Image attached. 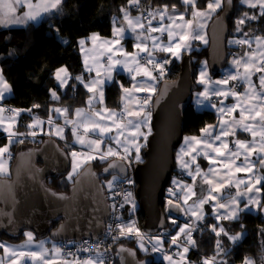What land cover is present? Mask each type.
Segmentation results:
<instances>
[{"label": "snow or ice", "instance_id": "obj_1", "mask_svg": "<svg viewBox=\"0 0 264 264\" xmlns=\"http://www.w3.org/2000/svg\"><path fill=\"white\" fill-rule=\"evenodd\" d=\"M62 3L63 0H0V25L25 24L28 21L36 20L42 13H49L52 10L58 11ZM139 3L140 0H128V5L133 7L138 8ZM182 3L191 7L192 19L185 20L183 13L179 16L172 15L168 5L148 11L147 16H144L143 12H141L140 15L135 17L131 16L127 7L121 8L123 13L121 26L113 28V38L111 40L103 41V44L108 46L106 51L110 53L106 67L107 79L111 80L112 71L121 65L125 71L133 73V81H136L137 76L147 79L134 83L132 89L123 88L121 85L124 92L122 100H125L126 103L120 113L107 108L92 110L94 100L98 99L101 104L103 103L104 80L100 79L99 71L96 73V78L88 83H84L81 76L75 77L76 80L84 83V87L89 93L93 94L88 99V112L78 108L75 110L76 119H69V110L67 108H55L52 110L63 116L66 124L72 125V133L76 138V142L86 145L89 149L88 153H77L75 151L71 153L72 172L69 173V179L84 163L97 158L96 155L91 153L99 154V159L101 160H105L109 156H119L121 159H128L127 154L130 148L134 147L136 160H140L141 145L136 141L141 136L147 141L148 135L151 134L150 120L152 113L151 111H146V108L152 100V94L156 91L154 84L149 81L157 79L153 75V71L156 70H158L159 76L163 77L165 74L164 66L170 63L169 60L158 61L154 53L157 51L166 52L179 59L182 50H190V42L192 40H201L207 44L208 41L203 35L205 25L199 21L210 18L217 9L222 7L224 0H208L205 10L197 8V0H182ZM227 3L231 5L232 0H227ZM240 3L246 5L249 9H258V14L244 12L236 20V32H242L243 26L248 21H255L260 17H264V0H240ZM21 7L27 10L17 15L18 9ZM175 10L176 6L172 5L171 12H175ZM165 19L169 23L165 24ZM154 20H158L159 26L153 27ZM126 30L137 33L136 40L138 42L134 45L137 51L134 53L125 52L122 45H120ZM153 33H159L160 35H153ZM165 34L167 43L161 39ZM243 36L245 38L230 41V43L248 46L249 48V51H246L242 56L232 60V64L235 65L234 74L230 73L224 79L213 81L208 75L207 61H204L197 81L199 84L204 85V91L197 94L198 97L202 98V100L197 101L198 103L208 101L212 97H223L224 99L233 97L236 99V103L219 108L212 104L211 106L216 108L219 113V131H215V125H206L200 130V136L184 137V144L177 153L176 159L180 168L186 171L193 181L192 184H185L174 179L173 184L177 190L168 189L170 195L176 200L175 203L172 199L167 201L170 206L168 211L171 212V208L175 207L185 215L190 214V217L194 218L192 223L178 226L179 230L174 236H171L170 246H176L177 249H182V251L178 250L174 254H168L164 249V236H150L141 232L135 221L116 226L121 237L131 238L134 236L137 239L138 249L145 254L149 252L145 244V239H147L148 243L152 245L151 252L163 253V259L168 264H192L191 261L187 260L186 254L190 247H195L196 245V241L193 239V230L195 222L204 219L203 206L205 204L214 202L212 207L216 213H219L221 209L225 210L223 214L215 216L217 221L221 219L236 220L239 218L240 212L249 210L253 205L264 210V204L253 194L260 193L261 187L259 185L264 183V174H255L257 164L260 169H264V36L250 37L249 33L246 32L243 33ZM89 39L95 43L99 39L98 34H93ZM147 41H151V48H149ZM253 41L256 45L254 49L252 48ZM79 43L84 45L85 41L80 40ZM113 45L119 47L113 48ZM117 52L121 54L123 59L114 58ZM141 53L145 55L141 56ZM141 61H144V63H141ZM149 66H151V69ZM88 71H92V69L89 67ZM256 74H259L258 85L252 79L253 75ZM55 76L61 87L67 85L69 74L66 68L57 69ZM230 81H244L247 84L244 93L236 91V86L234 84L230 85ZM213 84L217 85V87H209V85ZM9 92H11V85L4 78L2 70H0V100H3L5 94ZM135 92H145L148 95L140 99L134 95ZM52 97L53 99H59L55 91L52 92ZM129 101L133 104L131 108L127 103ZM223 103L224 100H221L220 104L223 105ZM33 107H39V105H34ZM22 111L31 112V109H6L0 106V129L7 133L9 145L13 143L14 137L25 135V133H18L13 130L17 117ZM237 111L239 112L238 119L234 115ZM5 112L10 113V115L5 116ZM225 115L229 119H225ZM43 123L44 121L40 120L39 117H34L33 122L28 124L27 127L32 129ZM47 123L49 125L54 124L51 116L48 118ZM142 126L147 127V133L141 131ZM238 129L245 133H250L252 139L250 141L234 140L235 150H233L229 146L227 138L230 136L234 137ZM63 132V127L56 126L55 135L63 138ZM113 132H115V135H113ZM29 134L32 136L37 135L35 131H31ZM93 134L98 135L99 138L92 139L91 136ZM105 137L114 140L118 146H123L124 155H121L111 146H108L107 151H103L101 145L104 143ZM20 142L22 143L23 141ZM6 154L10 159L8 145L0 147V175L8 174L7 161L5 160ZM254 155L258 157L255 161L252 159ZM198 156H203L207 159L209 164L207 172H204L200 165L196 163ZM77 157H84V159L78 161ZM241 157H243L242 160ZM238 160H241L239 164H237ZM218 163L221 166L219 169L213 167ZM193 165L195 166V171L192 170ZM237 173H245L246 178H236ZM197 177L201 178L202 194L192 204H189V200L197 196L195 191ZM114 180H116L115 177L113 178ZM113 181L108 182L109 189L113 187ZM128 183H132V181H128ZM241 185L245 187L243 192L240 191ZM204 186H207L206 189ZM233 186L236 188L235 195H229L226 202H221L224 199V190ZM203 191H206L207 194L204 195ZM244 196H247L248 199L244 203L243 208H241V198ZM124 200L126 203L131 202L133 210L135 209L132 193H125ZM112 207L115 208V205ZM120 207H123V205H120ZM171 222L174 225L177 223L176 220ZM211 229L217 237L223 235L232 241H236L241 235L230 236L223 225H212ZM108 230L109 232L112 231L111 225H109ZM24 235L26 240L20 245H8L0 242V249H3L4 252V255L0 256V264H5V261H7V264H58V262L59 264H105V252L100 251L102 242L88 245L87 247L82 245L77 248L76 252H72L65 251V246H57L55 243L52 244L51 248H48L45 246L46 241L41 240L38 250H31L29 246L33 244L34 235L32 232H25ZM112 239L115 240L118 237H112ZM84 243L87 244V242ZM215 247L217 255L224 251L222 242L219 239L216 241ZM121 251H125V249L121 248ZM127 251L132 256L136 254L133 250ZM79 252H87L89 255L81 259L78 255ZM93 252H95L94 256L92 255ZM139 264H148V262L140 261ZM202 264H217L216 256L203 259ZM220 264H226V262L221 260ZM244 264H254V262L251 258L246 257Z\"/></svg>", "mask_w": 264, "mask_h": 264}, {"label": "trees", "instance_id": "obj_2", "mask_svg": "<svg viewBox=\"0 0 264 264\" xmlns=\"http://www.w3.org/2000/svg\"><path fill=\"white\" fill-rule=\"evenodd\" d=\"M207 3L208 0H197V8L206 9ZM234 3V15L229 20V39L234 36H240L245 32L253 35H264V17L249 21L244 25L242 33L236 32V20L244 12L251 14L256 13V11L255 9H249L246 5H242L240 0H234ZM163 5H168L169 8L175 5L178 10H186L188 15L191 10V7L184 5L182 0H140V8L131 7V5H128V0H63L58 11L56 10L38 23L30 22L26 25L14 27H3L0 25V66L5 78L13 88V95L6 98L3 102L22 110L31 109V112H22L17 125L18 132L27 131V125L32 122L35 116L48 118L51 114V107L54 105L67 106L69 115H72L77 107L85 105L88 92L84 86L79 85L77 95L66 96L62 93L55 76L56 70L62 66L67 67L71 75L85 73L79 46V41L82 38L92 33H99L104 36L112 35L114 20L116 21L117 18L119 22H123L121 8H130V13L138 14L140 13L139 9L144 12L160 8ZM58 32L60 36H58ZM240 48H243V46ZM185 53H189L193 59L194 78L197 83V70L202 61L208 59V45H203L200 41H197L193 44L192 50ZM157 54L168 57L170 63L167 65L170 68V79L177 78L180 72V61L169 54L166 55L159 52ZM221 73L220 71L216 76ZM85 76L87 77L88 75L86 74ZM131 80L125 73L117 72L116 80L106 86V103L109 107L120 108L123 95L121 85H129ZM201 88L202 85L198 84L197 89ZM52 89L59 91V99H53ZM34 105H39V107H33ZM217 120L218 114L215 110L207 108L197 110L192 101L185 112L184 135H198L201 133L200 130L202 128L216 123ZM44 138L45 136H42L41 140ZM1 140L3 138H0ZM147 141L141 149L140 160L138 161L135 156H132L129 162L135 164L144 161L143 153L146 149ZM61 143L63 145V142ZM66 143L71 142L66 141ZM35 145H37V142L31 137H27L26 141L22 143L20 141L15 142L11 148L13 157L19 150ZM110 160H92L85 163L84 166L92 163L95 169L101 172ZM178 172L179 170L175 166L174 174ZM65 175L49 178L47 181L48 185L56 191L69 192L74 177L69 181H66L67 179L62 181ZM61 182L65 183L62 184ZM170 186L171 180L166 187L165 197H168L167 190ZM136 190L137 184L135 183L134 196L132 198L135 203V209L133 210L131 202L126 206L125 221L127 222L126 224L129 221H135L136 226L141 231H144L145 218L137 199ZM262 204H264V183L262 186ZM168 220L169 226L166 231L170 234H175L181 224V220L174 219L177 222L175 225L171 222L172 218H168ZM57 225L58 222H53V227ZM212 225H223L230 236L242 232H245V236L239 241H232L223 235L217 237L211 229ZM25 232L17 236L4 233L0 235V239L18 241L25 236ZM193 239L196 241L195 250H191L188 253V258L193 264H202L205 256L208 258L215 256L217 254L215 246L218 239L222 242L224 251L221 252V255L227 264H240L246 257L252 258L256 264H264V215L261 212H244L237 220L221 219L220 221L208 215L202 222L201 231L196 233ZM120 244L136 247L134 243L128 240H118L114 247L117 253L115 264H120L117 252V247ZM138 254L140 258L149 256V254L142 253L139 249ZM151 256L154 257V261L151 264H165L163 260L156 258L154 255Z\"/></svg>", "mask_w": 264, "mask_h": 264}, {"label": "water", "instance_id": "obj_3", "mask_svg": "<svg viewBox=\"0 0 264 264\" xmlns=\"http://www.w3.org/2000/svg\"><path fill=\"white\" fill-rule=\"evenodd\" d=\"M234 11V0L231 5L225 0L223 10L208 27V62L213 75L228 63L229 20ZM194 72L193 59L185 53L177 78L160 83L153 98L152 132L143 153L144 161L133 164L136 195L145 218L144 230L148 233L167 229L168 218L180 219L184 215L175 207L168 211L165 193L176 166L175 151L184 136L185 112L198 88ZM70 169L71 155L54 136L45 135L39 144L19 150L10 174L0 176V235L17 236L30 231L55 242L103 236L110 217L104 179L128 175V163L114 158L101 172L92 163L86 164L74 177L69 192L56 191L48 185L49 178L67 174ZM53 222L58 225L53 227ZM127 250L135 251V256ZM117 252L120 264L154 261L151 255L140 258L137 247L131 245L120 244Z\"/></svg>", "mask_w": 264, "mask_h": 264}, {"label": "crops", "instance_id": "obj_4", "mask_svg": "<svg viewBox=\"0 0 264 264\" xmlns=\"http://www.w3.org/2000/svg\"><path fill=\"white\" fill-rule=\"evenodd\" d=\"M224 3H225V0H224ZM224 3H223V5H222V7H221L220 9H217V11L211 15L210 18H207V19H201V20L199 21L200 23H203V24L205 25V27H204V29H203V35L205 36V38H206L207 41H208L207 44L203 43V41H201V40H192V41L190 42V43H191V48H190V50H182V51H181V54H180V58L177 59V60L180 61V60L182 59V56L184 55V52H186V51H188V52L191 51L192 48H193V44H194L195 42H197V41H200L203 45H209V42H210V38H209V35H208V27H209V24H210L211 20L214 18V16H216V14H217L218 12H220V11L223 10V8H224ZM131 7H133V6H131ZM138 8H140V7H138ZM26 10H27V9L22 8V7L19 8V9H18V12H17V15L22 14V12H23V11H26ZM128 10H129V12H130L131 9L129 8ZM151 10H154V9H151ZM151 10H146V11L143 12V11H141V10L139 9V12H140V13H138V14H132V13H130V14H131L132 17H135V16H137V15H140L141 12H143L144 16H147L148 11H151ZM169 10H170V13H171L172 15L179 16L181 13H183V14H184V17H185V20L192 19L191 10L189 11V15H188V12H187L186 10H178V9H176L175 12H171V8H169ZM200 10H205V9H200ZM55 11H56V10H52V11L49 12V13H42L41 16H40L39 18H37L36 20L28 21V22L25 23V24H9V25H7V26H3V27L22 26V25H26V24H28V23H30V22L38 23V22H40L42 19H44L45 17H47L48 15L52 14V13L55 12ZM255 11H256V13H258V9H255ZM248 22H249V21H248ZM248 22H247V23H248ZM121 23H122V22H119L118 19L116 18V21H115V23H114V27H120V26H121ZM145 23H146V21H145ZM164 23L167 24V23H169V22L167 21V19H165ZM247 23H246V24H247ZM157 26H159V22H158V20H154V21H153V27H157ZM114 27H113V28H114ZM243 27H244V26H243ZM138 31H139V30H138ZM198 31H199V30H198ZM242 32H243V29H242ZM242 32H241V33H242ZM237 33H238V32H237ZM246 33H248V32H246ZM90 35H91V34H90ZM92 35H93V34H92ZM92 35H91V36H92ZM136 35H137V33H133V32H131L130 30H126L125 35H124V37H123V40H124V41L128 40V42H130V43H129L127 46H125V44H124V45L121 44L122 47H123V50H124L125 52H128V53H134V52L137 51V49L134 47V45L138 42V41L136 40ZM153 35H160V34H159V33H153ZM91 36H90V37H91ZM111 36H113V32H112V35H111ZM249 36L251 37V36H264V35H253V34H249ZM242 38H245V37L243 36V33H242L240 36H234V37H231V38L229 39V43H228V44H229L230 49L228 50V52H229V59H228V65L226 66L227 68H225L226 70H224V72H222V74L220 75V78H219V79H216V77H213V76H216V75H213L212 73L209 74L210 72L208 71V75H209V77H210L213 81H215V80H220V79H224V78H225L226 76H228L230 73H231V74H234V73H235V65L232 64V60H233L234 58H236V57H240V56H242L246 51H249V48H248V46H243V48H240L241 45H238V44H235V43H230V41L239 40V39H242ZM161 39H162L165 43H167V37H166V34L163 35V36L161 37ZM87 41H88V43L85 42L84 45H81V44L79 43V46H80V49H81V53H82V57H83V63H84L85 73H84V74L82 73V74H80V75H71L70 72H69V70H68V68L62 66L63 68H66V69H67L68 74H69V79H68V83H67V85H65V86H63V87L60 86V88H61V90H62V93H63L64 95H66V96H75V95H77L79 85L84 86V83H88V82H90L92 79H95V78H96V73H97V71H99V72H100V79L104 80V84H103V93H104L103 103L101 104V103L98 101V99H97V100H94L93 105H92V110L95 111V110H101V109H103V108H107V109H109V110L116 111L117 113H120L121 110L124 108L126 101H125V100H121V106H120V108H111V107H109V106L107 105V103H106V86H107L108 84H110V83H112V82H114V81L116 80V74H117V72L125 73V74H126L128 77H130L131 79H132V75H133V73H129V72L125 71V70L123 69V66H122V65H121V66H117L116 69L113 70L112 73H111L112 79H111V80H108V79H107V73H106V67H107V65H108V56H105L106 59L104 58L103 61L98 62L97 59H95L96 57H92V55H93V50L91 49V47H92V42L89 41V38H87ZM124 43H125V42H124ZM147 43H148V45H149V48H151V41H147ZM255 47H256V45H255V42L253 41V43H252V48L254 49ZM82 49H83V50H82ZM158 52H159V51H157V52L154 53L155 57H157V56L160 55V54H157ZM159 53H163V54H166V55H167V54L171 55L170 53H166V52H159ZM116 54L119 55L118 58L123 59V57L121 56V54H120L119 52H117ZM143 54H144V53H141L140 55L142 56ZM160 56H162V55H160ZM171 56H172V55H171ZM165 57H166V56H165ZM101 58H103V57H101ZM166 58H167V60H169L168 57H166ZM175 58H176V57H175ZM207 61H208V59H207ZM86 62H87V67H86ZM141 63H143V62L141 61ZM62 67H60V68H62ZM89 67L92 69V71H88V68H89ZM149 68L151 69V66H149ZM58 69H59V68H58ZM208 69H210V67H209V62H208V66H207V70H208ZM2 72H3V71H2ZM156 73H158V70L153 71V75L156 76ZM198 73H199V68H198V70H197V76H198ZM86 74L88 75L87 77L85 76ZM199 74H200V73H199ZM3 75H4V74H3ZM158 75H159V73H158ZM77 76H81V77L83 78L84 83H81V81L76 80L75 77H77ZM197 76H196V77H197ZM258 76H259V74H256V75H253V77H252L253 82L256 83L257 85H258ZM156 77L158 78V76H156ZM4 78H5V76H4ZM5 79H6V78H5ZM142 79H147V78H143V77L137 76L136 81H133V79H132V80H131V83H130L129 85H123V84H122V86H123V88L132 89L133 84H134V83H139ZM6 80H7V79H6ZM196 81H197V80H196ZM7 82H8V81H7ZM149 82L154 84L155 89H156L155 93H156L157 90H158V88H159V84H158V82H157V79H156L155 81H149ZM231 82H232V81H230L229 84H230ZM8 83H9V82H8ZM58 83H59V82H58ZM9 84H10V83H9ZM198 84H199V83H198ZM10 85H11V84H10ZM59 85H60V84H59ZM211 86H212V88L217 87V85H214V84L211 85ZM221 87H226V86H221ZM202 88H203V85H202ZM246 88H247V84L245 83V86H244V88H243V93H244V91H245ZM85 89H86V88H85ZM201 90H202V89H201ZM86 91L88 92L87 89H86ZM202 92H203V91H202ZM141 93H144V92H135L134 95H135L137 98H139V95H140ZM56 94H57L58 97H60V93H59V91H58V93L56 92ZM12 95H13V88H12V86H11V92L6 93V94H5V98H4L3 100H0V106H2V105L4 104L3 101H4L6 98H9V97L12 96ZM92 95H93L92 93H89V92H88V95H87V97H86L85 105L79 106V107H77L76 109L80 108V109H84L85 112H88V111H89L88 99H89V97L92 96ZM97 96H98V93H97ZM123 96H124V92H123L122 97H123ZM221 100H224L223 105L220 104V101H221ZM208 101H209V104H208L209 109H213V110H215L216 112H217L216 108H219V107H227V106H231L232 104L236 103V99L233 98V97H228L227 99H224L223 97H212V98H211L210 100H208ZM208 101H204V102H208ZM127 103L129 104V107H130V108L133 106L132 102L129 101V102H127ZM5 104H6V103H5ZM212 104H215V105H216V108H213V107L211 106ZM194 107H195V105H194ZM13 108H14V109H19V108H16V107H14V106H13ZM55 108H67V109H68L67 106H62V105H54V106H52V107H51V114H50V116L52 117V119H53V121H54V124H53V125H49V124L47 123L48 118H49L50 116H49L48 118H42V117H39L40 120L44 121V123H43L42 125H39V126L35 127L36 129H35L34 131H35V132L38 131L39 134H37L36 136H32V135H30L29 133H30L31 130H33L34 128H32V129H29V128H28L27 131L22 132V133H25V135H23V136H25V137H26V136H30L32 139L37 138L38 140H40V139L42 138V136H45V135H47V136H54V137L58 138V139H59L61 142H63V143L66 142V141H69V142H71V143H70L71 145H73V146H75V147H80V148H83V149L89 151V149L87 148L86 145H81V144H79V143L76 142V138H75V136H74L73 133H72V125L66 124V123H65V118H64L63 116L59 115V114L56 113L55 111H52V110L55 109ZM195 108H196V107H195ZM76 109H75V110H76ZM21 110H22V109H21ZM68 110H69V109H68ZM75 110H74V112H73L72 115H69V111H68V118H69V119H76V117H75ZM146 111H147V110H146ZM22 112H23V111H22ZM22 112L20 113V116H21ZM217 114H218V120H217V122L214 123V124H210V125H215V126H216V128H215V131H216V132L219 131V113L217 112ZM4 115L7 116L8 114L4 113ZM234 115L236 116L237 119L239 118V112H238V111H237L236 113H234ZM37 117H38V116H37ZM224 118H225V119H229V117H228L227 115H225ZM19 120H20V119L17 118L16 124H15V126H14V128H13V130L16 131V132H18V130H17V125H18V123H19ZM56 126L63 127V129H64V132H63V138H61L60 136L55 135V132H56ZM141 131L146 133V127H143V126H142ZM18 133H19V132H18ZM40 133H42V134H40ZM81 133H82V130H81ZM113 135H115V132H113ZM200 135H201V133L198 134V135H192V134L184 135V136H183L182 143L180 144V146H179L178 149L176 150V153H175V159H176V157H177V153H178V151L180 150L181 146L184 144V137L200 136ZM21 137H22V136H17V137H16V138H17L16 141H14L12 144L9 145V144H8V139H7V133H5V132L3 131V129H0V138H1V139L3 138V140L0 141V147H4V146L8 145L9 153H10V159H9V157H8L7 154L5 155V160L7 161V167H8V174H6V175H0V176H7V175L10 174L11 165H12V161H13V152H12V149H11V148H12V145H13L15 142H18V141H23V142H24V141H26V139H25V140H22ZM91 138H92V139H98L99 137H98V135L93 134V135L91 136ZM121 139H123V138L121 137ZM227 139H228V141H229V146H230L231 148H233V150H235V147H234V144H233V141H234V140H236V139H240V140L250 141V140L252 139V137H251V134H250V133H245V132H243L242 130H239V129H238L237 132H236V135H235L234 137H233V136H230V137H228ZM38 140H37V141H38ZM136 142H137L138 144L141 145V148H140V152H141V149H142V147H143V145L145 144L146 141H145L144 138L141 136ZM217 143H219V142H217ZM108 146H111L113 149H115L116 151H118L121 155H124L123 146H118V145L115 143L114 140H111V139H108L107 137H105V139H104V143L101 145V148H102L103 151H107ZM140 152H139V156H140ZM91 154L97 156V158H96V159H93V160H101V159H99V154H97V153H91ZM70 155H71V152H70ZM127 155H128V159H125L126 161H129V160L131 159L132 156H135V157H136V151H135V148H134V147L130 148V151H129V153H128ZM114 158H120V157H119V156H109V157H107L105 160H108V159H114ZM186 159H188V158L186 157ZM242 159H243V157H241V160H242ZM252 159L255 161L256 159H258V157L254 155V156L252 157ZM241 160H238V161H237V164H239V163L241 162ZM89 161H92V160H89ZM196 163H198V164L200 165L201 169H202L204 172H207V170H208V168H209V164H208V161H207L206 158H204L203 156H198V157H197V160H196ZM176 167L178 168L179 172H178V173H175L174 176L172 177V179H171V186H170L169 188H173L174 190H177V189L175 188V185L173 184V180H174V179L179 180V181H181L182 183H185V184H192L193 181H192L191 177L188 176V174H187L186 171H184V170H182V169L180 168V166H179V164H178V162H177V159H176ZM213 167H216V168L219 169L221 166H220L219 163H218L217 165H214ZM192 170L195 171V166H194V165H193ZM255 174H257V175L264 174V169H260V166H259L258 164H257V166H256ZM182 175H183V176H182ZM236 178H246V174H245V173H237V174H236ZM262 186H263V183H262L261 185H259V187H261V192H260V193H253V194H254L259 200H261V202H262ZM204 187H205V189H206L207 186H204ZM195 191H196V193H197V196L192 197V199L189 200V204H192L193 201H195V200L197 199V197L200 196V195L202 194L201 178H200V177H197L196 184H195ZM240 191H241V192L245 191V187H244L243 185H241ZM235 193H236V188H235V186H233V187H231V188H228V189H225V190H224V193H223L224 199H222L221 202H226L227 197H228L229 195H235ZM203 194L206 195L207 192H206V191H203ZM167 196H168V197H166L167 200L172 199V200L176 201L175 198L172 197V196L170 195V193L168 192V190H167ZM247 199H248L247 196H244V197L241 198V204H240V207H241V208H243L244 203L247 202ZM212 203H214V202H212ZM212 203L205 204V205L203 206L204 219L201 220V221H196V222H203V221L206 219V217H207L208 215H211V216L215 217L217 214H223V213L225 212L224 209H221L219 213L214 212V211H213V207H212ZM244 212H253V213L261 212V214L264 215V210H262V209H260V208H257V207L254 206V205L251 206L249 210L240 212V213H239V218L241 217V215H242ZM184 215H185V214H184ZM184 215H183L182 218H180V220H181V224H180V225L185 224V223H184ZM188 216H190V214H189ZM239 218H238V219H239ZM172 219H173V218H172ZM174 219H175V218H174ZM174 219H173V220H174ZM236 220H237V219H236ZM178 230H179V228L177 229V231H178ZM177 231H176V232H177ZM239 234H241V235L239 236V238H238L236 241H239V240L243 239V237L245 236V232H244V233L242 232V233H239ZM33 235H34V241H33V244L29 246V248H30L31 250H38V245H39V242H40L41 240L46 241L45 246L48 247V248H51L53 243H55V244L58 246V242H53V241H52L50 238H48V237H46V238H39V237L35 236L34 233H33ZM25 240H26V237L23 236V238L20 239V240H18V241H11V240H7V239H0V242H3V243L8 244V245H20V244H22ZM165 247H166V243L164 242V249H165ZM222 247H223V246H222ZM178 250H179V251H182V249H178ZM190 251H191V247H190L188 253H189ZM188 253L186 254L187 260H188V261H191V260L188 258ZM3 255H4L3 249H0V256H3ZM215 256H216L217 264H220V261L223 260L221 253H219V255L216 254ZM155 257L158 258V259L163 260V261L165 262V264H168V262L165 261V260L163 259V253H159V255H158V256H155ZM204 259H205V258H204ZM251 260L254 262V264H256V262H255L252 258H251ZM223 261H225V260H223ZM5 264H7V261H5ZM58 264H59V262H58ZM192 264H193V263H192ZM226 264H227V263H226ZM240 264H244V261H243L242 263H240Z\"/></svg>", "mask_w": 264, "mask_h": 264}, {"label": "built area", "instance_id": "obj_5", "mask_svg": "<svg viewBox=\"0 0 264 264\" xmlns=\"http://www.w3.org/2000/svg\"><path fill=\"white\" fill-rule=\"evenodd\" d=\"M145 54H143L142 56H144ZM156 59L158 61H162V60H167V58L165 56H157ZM144 63V61H142ZM165 74L163 77H160L158 75L157 78V82L160 85V83L163 80L166 79H170L171 73H170V68L168 67V65L166 64L165 66ZM235 85L236 86V91H238L239 93H243V88L245 86V82L244 81H235V82H231L230 85ZM156 93L152 94V100L150 102V104L147 106L146 110L147 111H151L153 110V98L155 96ZM148 93H141L139 95L140 99H143L145 96H147ZM4 108H13V106L9 105V104H3L2 105ZM6 114L10 115V113L5 112ZM18 119H20V115L19 117H17ZM151 122H152V115H151V120H150V127H151ZM148 129L146 127V133H147ZM149 136V135H148ZM22 140L25 139V136L21 137ZM63 146L69 150L71 153L73 151L77 152V153H88V150H85L83 148L80 147H75L73 145H71L70 143H63ZM128 166H129V173L126 176H119L118 178L115 180L113 187L109 190H107V194H108V200L110 203V217L109 220L107 222L106 225V229L105 232L103 234V236H101L100 238H84L82 240H63V241H58V246H65V251H72V252H76L77 248H80L82 245L84 247H87L88 245H94L98 242H102L101 243V247H100V251L101 252H105V264H115L116 263V252L114 250V247L116 245V242L118 240H128L132 243H134V245L138 248V244H137V239L133 236L131 238L128 237H121L119 235V230L117 229V225L118 224H126L125 221V209L126 206L130 203H126L124 200V194L125 193H132V198L134 196V184L135 182V176H134V169H133V163L132 162H128ZM183 176V175H182ZM128 181H132V183H128ZM115 205V208H113L112 206ZM120 205H123V207H120ZM194 220V218H191L188 215H184V223H192ZM109 225L112 226V231L109 232ZM201 227H202V222H195V228L193 230V236L198 233L199 231H201ZM143 233H146L147 235L150 236H156V235H163L164 236V242L166 243V247H165V251L168 254H174L175 252L178 251L176 246H170V239L171 236H174L175 234H170L166 231V229H161L158 233L153 234V233H148L145 230L141 231ZM166 234V235H164ZM112 237H118V239L113 240ZM84 242H87V244H85ZM145 244L146 247H148L149 252L147 254L149 255H154V256H158L159 253H152L151 252V247L152 245L148 243L147 239H145ZM191 250H195L194 247H191ZM78 255L80 256L81 259L87 257L89 255V253L87 252H79ZM92 255H95V252L92 253ZM205 258H208L205 256Z\"/></svg>", "mask_w": 264, "mask_h": 264}, {"label": "rangeland", "instance_id": "obj_6", "mask_svg": "<svg viewBox=\"0 0 264 264\" xmlns=\"http://www.w3.org/2000/svg\"><path fill=\"white\" fill-rule=\"evenodd\" d=\"M92 34H98V37H99V39L95 42V43H93L92 42V40L91 39H89V41H91L92 42V47H91V49L93 50V55H92V57H96L95 59H97V61L98 62H101V61H103L104 60V58H105V56H108L110 53H108L107 51H106V49H107V45H104L103 44V41L104 40H111L112 38H113V36H104V35H101V34H99V33H92ZM91 34V35H92ZM91 35H89V36H87V37H84V38H82L81 40H84L85 42H87L88 43V41H87V38H90V36ZM58 36H60V34H59V32H58ZM61 38H63L62 36H61ZM125 42V43H124ZM130 42H128V40H126V41H124L123 39H121V41H120V45L121 44H125V46H127L128 44H129ZM113 48H117V47H119V46H117V45H113L112 46ZM101 57H103V58H101ZM119 57V55L118 54H116V56L114 57V58H118ZM106 59V58H105ZM204 61H207V59L206 60H203L202 61V63H201V65H200V67H199V73H200V71H201V69H202V67H203V62ZM228 65V64H227ZM226 65V66H227ZM207 66H208V61H207ZM224 67V68H222L221 69V72H224V70H226L225 68H227V67ZM65 67V66H64ZM0 70H2V68H1V66H0ZM207 71H209L210 73L209 74H211V71H210V69H208ZM199 73H198V76L196 77V80L198 81V78H199ZM222 74V73H221ZM220 74V75H221ZM220 75H218V76H213V77H216V79H219L220 78ZM156 76H158V73H156ZM198 83V82H197ZM209 87H211L212 88V86L211 85H209ZM202 89V90H201ZM201 89H197V90H195L194 91V94H193V103H194V105H195V107H196V109L197 110H201V109H204V108H207V109H209V106H208V104H209V101L208 102H203V103H198L197 101L198 100H202V98L201 97H198V93H200V92H202V91H204V85H203V88H201ZM53 91H55V92H57L58 93V90H55V89H52V92ZM35 117H37V116H35ZM32 122H33V120H32ZM31 122V123H32ZM30 123V124H31ZM36 128H34L33 130H31V131H34ZM36 133L37 134H39V132L38 131H36ZM40 134H42V133H40ZM16 137H14V140H13V142L14 141H16ZM81 159H84V157H77V160L79 161V160H81ZM85 164V163H84ZM84 164L77 170V172L76 173H74L73 174V176H72V178L73 177H75L77 174H78V172L83 168V166H84ZM72 172V156H71V169H70V171L65 175V176H63V178H62V181H65L66 179V181H69V180H71V179H69V173H71ZM66 177V178H65ZM118 178V176L117 175H112V176H110V177H108V178H105L104 179V183H105V186H106V189L107 190H109V187H108V182L109 181H113V178ZM114 182H115V180L113 181V184H114ZM62 184H64L65 182H61ZM130 222V221H129ZM127 223V222H126ZM27 232H30V231H27Z\"/></svg>", "mask_w": 264, "mask_h": 264}, {"label": "flooded vegetation", "instance_id": "obj_7", "mask_svg": "<svg viewBox=\"0 0 264 264\" xmlns=\"http://www.w3.org/2000/svg\"><path fill=\"white\" fill-rule=\"evenodd\" d=\"M27 137H30V136H26L25 139H26ZM25 139H24V140H25ZM35 140H36L37 144H39V142H40L41 139L38 140L37 138H35ZM37 140H38V141H37ZM13 159H14V157H13Z\"/></svg>", "mask_w": 264, "mask_h": 264}, {"label": "clouds", "instance_id": "obj_8", "mask_svg": "<svg viewBox=\"0 0 264 264\" xmlns=\"http://www.w3.org/2000/svg\"><path fill=\"white\" fill-rule=\"evenodd\" d=\"M151 132H152V126H151ZM150 136V135H149ZM149 136L147 137V139L149 138ZM129 161H127V163H128ZM134 164V163H133ZM118 176V175H117Z\"/></svg>", "mask_w": 264, "mask_h": 264}]
</instances>
